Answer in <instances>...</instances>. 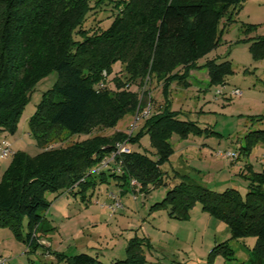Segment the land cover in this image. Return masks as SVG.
<instances>
[{
    "label": "trees",
    "instance_id": "trees-1",
    "mask_svg": "<svg viewBox=\"0 0 264 264\" xmlns=\"http://www.w3.org/2000/svg\"><path fill=\"white\" fill-rule=\"evenodd\" d=\"M88 2L0 0V131H14L34 86L52 72L56 81L42 95L29 120L30 133L39 148L61 140L64 134L87 136L97 128H114L141 108L137 93L121 89L116 79L114 91H97L103 71L109 75L112 66L119 63L138 86L148 77L151 82H162L163 94L171 81L186 88L189 71L219 44L221 20L231 18V22L244 0H124L116 4L119 12L111 24L91 33L81 28L91 9ZM229 8L235 13L226 16ZM75 34L79 41L74 40ZM253 44L264 45V40ZM203 67L209 86L225 85L233 73L227 62L209 61ZM255 121L264 122V116ZM204 131L193 122L179 120L165 101L144 120L138 133L129 137V143L135 144L148 135L156 159L137 152L121 155L115 159L121 173L108 172V177L120 181L122 187L135 180L140 191L167 186L161 166L173 153L171 136L186 138ZM126 138L123 132H115L48 149L34 157L14 153L0 180V227H8L19 237L20 219L26 217L29 232L25 242L34 250L39 246L34 233L40 237L54 231L43 216L50 205L44 196L71 191L75 186L81 194L94 189L91 170L111 154L115 142ZM255 145L264 146V129L247 132L238 155L248 156ZM245 169L248 191L244 199L234 189L215 193L176 173L179 182L155 207L183 220L199 202L203 211L226 223L231 239L255 237L245 264H264V171ZM100 172L98 179L103 182L106 174ZM211 254L229 257L233 252L220 244ZM56 258L65 264H103L85 253ZM138 259L129 243L125 259L115 264H134Z\"/></svg>",
    "mask_w": 264,
    "mask_h": 264
},
{
    "label": "rangeland",
    "instance_id": "rangeland-1",
    "mask_svg": "<svg viewBox=\"0 0 264 264\" xmlns=\"http://www.w3.org/2000/svg\"><path fill=\"white\" fill-rule=\"evenodd\" d=\"M88 1L91 9L81 28L91 33L106 29L119 12L116 4L124 0ZM228 10L226 16L235 13L232 8ZM230 20H221L219 44L197 61V68L190 70L193 71L192 76L189 71L186 88L171 81L163 94L162 82H151L148 77L138 86L129 80L130 75L119 63L114 64L112 72L107 75V89L114 91L115 79L118 80L122 84L121 89L137 93L139 108L150 104L155 112L166 101L178 112L179 120L193 122L205 130L201 135H188L186 138L176 134L171 136L173 153L161 166L167 186H149L147 190L140 191L135 180H129V186L122 187L120 181L108 177V172L116 173L112 166L101 170L106 174L105 181L101 182L98 179L101 172L95 174L99 166L95 167L91 170L96 181L94 191L89 188L81 194L78 192L80 188L75 186L71 191L44 196L50 205L43 216L54 231L40 237L34 233V242L39 244L34 250L25 242L29 232L26 217L20 219L19 237L8 227H0V257L6 259L7 264H65L56 256L69 257L80 253L97 256L103 264H115L125 259L129 243L139 254L138 262L134 264L247 262L255 237L231 239L226 223L203 211L199 202L189 209L188 217L183 220L173 219L166 209L155 207L164 199L167 190L179 182L176 173L184 176L187 182L215 193L234 189L244 199L248 191L245 166L251 167L253 172L264 171V163L260 161L264 146H253L248 156L238 155L240 146H244L245 134L264 129V122L255 121L257 117L264 116V45L253 44L264 40V0H244ZM73 38L75 41L81 39L77 34ZM209 61L231 65L233 73L225 79V85L209 86L207 71L203 67ZM56 78V73L52 72L37 82L14 131H0V141L6 140L13 153L22 152L34 157L42 151L66 147L86 138L110 136L115 132L126 134L136 113L141 111L137 109L134 116L124 117L114 128H97L87 136L69 137L64 134L61 140L39 148L30 133L29 120L42 95L52 88ZM234 89L241 92L240 97L229 96ZM217 90H222V94H216ZM143 122H138L132 136L138 133ZM129 147L132 152L156 159L148 135H143L138 143H129ZM217 151L234 152L238 157L235 160L224 159L216 156ZM11 160L12 157L0 161V180ZM111 195L121 204L114 212L110 210ZM220 244H226L233 255L211 254L213 248Z\"/></svg>",
    "mask_w": 264,
    "mask_h": 264
},
{
    "label": "built area",
    "instance_id": "built-area-1",
    "mask_svg": "<svg viewBox=\"0 0 264 264\" xmlns=\"http://www.w3.org/2000/svg\"><path fill=\"white\" fill-rule=\"evenodd\" d=\"M107 79H108V76L106 72L103 71L101 73V80L96 85L97 91L104 90L107 88ZM215 93L220 95L222 94V90H217ZM229 96L230 97L231 96L240 97L241 92L238 89H234L229 93ZM152 112H153L152 106L150 104H147L141 109L140 112L136 113L135 117L133 118V124L131 125V128L129 129L128 132H126L127 138L123 141H118L114 144L110 156L101 161L99 167L95 170V174L96 172H100L102 169L110 168V166H112L113 170L116 173H119V174L121 173L118 164L115 165L114 159L121 155L130 154L132 152L131 148L129 147V137L132 136L133 131L137 127L138 122L140 120H145L146 118H148ZM13 154L14 153L11 150L10 144L6 140H1L0 141V161L6 160L12 157ZM216 156L224 158V159H229V160H235L238 157L234 152H229V151L227 152L217 151ZM260 161L264 163V155L261 156ZM111 199H112V205L110 207V210L114 212L116 208L121 207V204H120V201L116 197L112 196ZM0 264H7V260L0 257Z\"/></svg>",
    "mask_w": 264,
    "mask_h": 264
},
{
    "label": "crops",
    "instance_id": "crops-1",
    "mask_svg": "<svg viewBox=\"0 0 264 264\" xmlns=\"http://www.w3.org/2000/svg\"><path fill=\"white\" fill-rule=\"evenodd\" d=\"M192 73H193V71H190V76H192ZM189 85H190V83H189ZM170 108H171L172 111H174V110H173V106H171ZM175 112H177V111H175ZM177 113H178V112H177ZM93 191H94V189H93ZM94 205H97V202H95ZM100 208L104 209V207H102V206H100ZM95 257H97V256H95ZM97 258H98V257H97Z\"/></svg>",
    "mask_w": 264,
    "mask_h": 264
}]
</instances>
